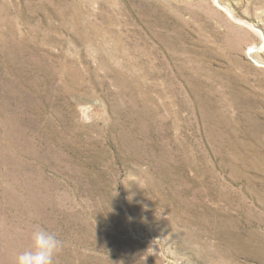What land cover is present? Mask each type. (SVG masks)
Returning a JSON list of instances; mask_svg holds the SVG:
<instances>
[{
    "label": "rangeland",
    "instance_id": "1",
    "mask_svg": "<svg viewBox=\"0 0 264 264\" xmlns=\"http://www.w3.org/2000/svg\"><path fill=\"white\" fill-rule=\"evenodd\" d=\"M263 37L264 0H0V264L37 227L52 264H264Z\"/></svg>",
    "mask_w": 264,
    "mask_h": 264
},
{
    "label": "clouds",
    "instance_id": "2",
    "mask_svg": "<svg viewBox=\"0 0 264 264\" xmlns=\"http://www.w3.org/2000/svg\"><path fill=\"white\" fill-rule=\"evenodd\" d=\"M33 248L20 253L16 264H52L53 257L60 251L61 242L54 234L37 227L32 233Z\"/></svg>",
    "mask_w": 264,
    "mask_h": 264
},
{
    "label": "bare ground",
    "instance_id": "3",
    "mask_svg": "<svg viewBox=\"0 0 264 264\" xmlns=\"http://www.w3.org/2000/svg\"><path fill=\"white\" fill-rule=\"evenodd\" d=\"M218 5V4H217ZM255 31V30H254ZM259 32V31H258ZM261 33V32H260ZM264 38V37H263ZM262 41H264V40H262Z\"/></svg>",
    "mask_w": 264,
    "mask_h": 264
}]
</instances>
